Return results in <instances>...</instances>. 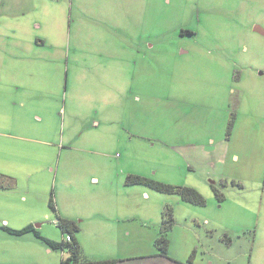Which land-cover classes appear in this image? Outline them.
<instances>
[{"label": "rangeland", "instance_id": "1", "mask_svg": "<svg viewBox=\"0 0 264 264\" xmlns=\"http://www.w3.org/2000/svg\"><path fill=\"white\" fill-rule=\"evenodd\" d=\"M256 25L264 0H0V264H61L43 239L64 238L58 213L91 259L264 264ZM129 174L193 187L206 203ZM28 225L41 237L3 229Z\"/></svg>", "mask_w": 264, "mask_h": 264}, {"label": "trees", "instance_id": "2", "mask_svg": "<svg viewBox=\"0 0 264 264\" xmlns=\"http://www.w3.org/2000/svg\"><path fill=\"white\" fill-rule=\"evenodd\" d=\"M128 181L142 182L160 192L176 194L180 196L184 201L196 205L203 206L206 203L205 197L193 187L168 184L136 174H129ZM49 206L54 210L55 213H58L53 198L49 199ZM59 217L61 219H59L60 221H58V224L61 227L62 234L64 236L62 241H54L46 238L43 239L50 247L54 249H60L63 252L64 255L62 256L61 264H118V259L116 258L91 259L84 256L80 243L76 237V233L80 230L78 224L72 219L63 217L60 214ZM162 222L163 223L161 226L160 235L156 239L155 244L159 248V250H161V254L168 255L170 246L169 235L175 224L174 212L171 206H167L165 211L163 212ZM3 229L14 235H23L24 233L34 231L37 236L41 237L40 232L34 229L32 225H28L20 229H12L8 226H3Z\"/></svg>", "mask_w": 264, "mask_h": 264}, {"label": "crops", "instance_id": "3", "mask_svg": "<svg viewBox=\"0 0 264 264\" xmlns=\"http://www.w3.org/2000/svg\"><path fill=\"white\" fill-rule=\"evenodd\" d=\"M95 124L96 125H98L99 126V123L98 122H95ZM212 142L214 143L215 142V140H213L212 139ZM210 153H212V152H210ZM231 158L235 161V162H237V161H239V158H240V154L238 153V152H233V154H232V156H231ZM92 179L94 180V181H98L99 180V178L98 177H92ZM23 200L24 201H26V196L24 195L23 197ZM182 201H184L181 197H179ZM184 202H187V201H184ZM187 203H190V202H187ZM191 204H193V203H191ZM193 205H196V204H193ZM196 206H200V205H196ZM260 212H261V214L262 215H264V210H263V207H261L260 208ZM60 215H62L61 213H59ZM63 216V215H62ZM63 217H66V216H63ZM67 218H69V217H67ZM173 230V229H172ZM237 234H238V236L239 237H241V236H244L245 237V228L244 229H242V230H238L237 231ZM262 237H264V234L262 235ZM227 239H228V241L230 242V243H232L233 242V239L230 237V236H227ZM170 247V246H169ZM241 252V253H240ZM242 252H244V251H236V254H242ZM250 262V261H249ZM231 263V262H230ZM229 263V264H230ZM244 263V262H243ZM190 264H193V263H190ZM209 264H213V260H209ZM232 264V263H231ZM242 264V263H241Z\"/></svg>", "mask_w": 264, "mask_h": 264}, {"label": "water", "instance_id": "4", "mask_svg": "<svg viewBox=\"0 0 264 264\" xmlns=\"http://www.w3.org/2000/svg\"><path fill=\"white\" fill-rule=\"evenodd\" d=\"M254 30L257 31V32H259V33L264 34V30H263V28H262L261 26H259V25H256V26L254 27Z\"/></svg>", "mask_w": 264, "mask_h": 264}]
</instances>
